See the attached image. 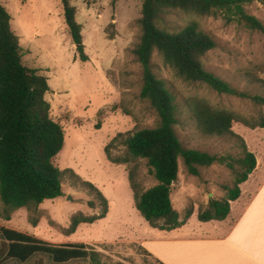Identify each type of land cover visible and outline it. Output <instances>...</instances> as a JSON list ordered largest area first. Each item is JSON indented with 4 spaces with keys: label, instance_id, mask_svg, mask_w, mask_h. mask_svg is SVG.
<instances>
[{
    "label": "rangeland",
    "instance_id": "374dc122",
    "mask_svg": "<svg viewBox=\"0 0 264 264\" xmlns=\"http://www.w3.org/2000/svg\"><path fill=\"white\" fill-rule=\"evenodd\" d=\"M1 2L11 15L12 29L20 38L23 64L47 77L49 91L45 98L50 104V117L64 130L63 146L53 163L61 170H72L76 176L70 172L65 174L62 197L45 200L34 210L19 208L8 220L0 217V225L51 244L86 243L101 253V260L106 264H156L143 255L144 245L132 241L145 237V230L150 228L135 207L128 172H133L140 190L154 185L156 180L144 159L116 164L107 158L105 151L107 147L111 157L125 156L123 139L127 134L158 124L155 110L140 97L143 68L131 53L139 36L141 0H70L82 25L87 61L77 55L60 0ZM245 10L264 24V2L254 1ZM174 19L181 25L195 21L214 38L216 46L202 58L206 70L239 92L264 95L263 84L257 80L264 79L263 33L234 21L226 23L222 17L178 13ZM152 67L174 94L178 120L174 129L182 145L240 159L242 150L236 138L208 136L198 130L190 110L191 101L202 99L249 122L260 120L264 105L250 97L219 94L203 83H187L174 75L156 54ZM232 130L244 137L251 152L263 155V127L250 128L234 121ZM118 134L121 135L112 141ZM178 165L177 179L171 189L173 209L181 218L191 210V225L202 224L198 213L209 209L210 200L226 197L235 172L215 162L199 167L198 174L192 175L181 157ZM235 170L241 172L242 168L235 163ZM82 181L92 183L107 199L108 215L92 223H80L72 231L73 215L91 216L105 208L96 191ZM31 220H36L35 224ZM108 239L111 241H100ZM37 259L45 264L75 262L55 263L39 253L24 263L7 260L3 264H29ZM78 261L90 263L88 259Z\"/></svg>",
    "mask_w": 264,
    "mask_h": 264
},
{
    "label": "trees",
    "instance_id": "16d2710c",
    "mask_svg": "<svg viewBox=\"0 0 264 264\" xmlns=\"http://www.w3.org/2000/svg\"><path fill=\"white\" fill-rule=\"evenodd\" d=\"M264 0H141V16L137 23L138 41L131 49L134 58L143 68L140 97L155 110L158 124L131 132L123 139L126 154L107 158L116 164L144 159L156 183L140 190L133 172L128 177L133 191L135 207L151 226L170 230L186 222L192 211L181 218L173 209L172 183L177 179L182 158L187 172L198 174V168L217 162L235 172L232 187L221 200H210L209 209L198 213V219H224L229 213L230 201L239 193V184L245 181L255 167V156L241 135L232 130L234 121L255 128L264 127V115L257 122L238 117L233 112L211 106L202 99L190 104L198 130L208 136H229L238 140L242 150L240 159L230 155H213L205 151L185 148L175 132L177 106L174 94L153 71L152 59L156 54L178 78L187 83H203L219 94L250 97L264 105V95L249 96L233 88L227 81L206 70L204 55L216 46L214 38L204 32L197 22L183 25L174 16L178 13L201 17H222L226 23L237 22L244 27L264 34V24L247 13L245 6ZM65 24L80 60L87 61L84 51L82 25L76 19V7L70 0H60ZM263 84L264 79H259ZM49 91L47 77L38 69L29 68L22 62L20 38L11 27V15L0 0V217L10 219L19 208L34 210L45 200L63 196L62 182L66 173L53 163L62 149L64 130L50 117V104L45 98ZM121 134L115 136L113 140ZM235 163L242 168L235 170ZM238 172V173H237ZM76 176V175H75ZM101 197L103 211L91 216L75 214L70 229L80 223H92L107 212V199L90 182H83ZM35 224L36 220H31ZM45 254L55 263L88 259L89 264H106L102 255L83 242L51 244L33 235L0 225V264L7 260L27 262L35 254ZM29 264H45L37 259ZM108 264V263H107Z\"/></svg>",
    "mask_w": 264,
    "mask_h": 264
},
{
    "label": "crops",
    "instance_id": "0c3cea01",
    "mask_svg": "<svg viewBox=\"0 0 264 264\" xmlns=\"http://www.w3.org/2000/svg\"><path fill=\"white\" fill-rule=\"evenodd\" d=\"M253 154L255 167L239 184L240 193L230 201L224 219L191 225L190 216L170 230L146 221L150 230H145V237L132 240L145 246L143 255L156 264H264V147L262 156ZM107 215L108 209L103 218Z\"/></svg>",
    "mask_w": 264,
    "mask_h": 264
},
{
    "label": "water",
    "instance_id": "95a60500",
    "mask_svg": "<svg viewBox=\"0 0 264 264\" xmlns=\"http://www.w3.org/2000/svg\"><path fill=\"white\" fill-rule=\"evenodd\" d=\"M261 2H263V1H261Z\"/></svg>",
    "mask_w": 264,
    "mask_h": 264
}]
</instances>
